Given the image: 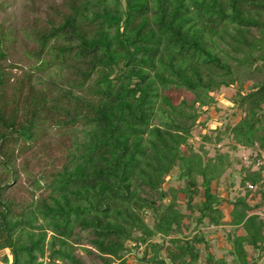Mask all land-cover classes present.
Instances as JSON below:
<instances>
[{"label":"trees","instance_id":"obj_1","mask_svg":"<svg viewBox=\"0 0 264 264\" xmlns=\"http://www.w3.org/2000/svg\"><path fill=\"white\" fill-rule=\"evenodd\" d=\"M53 11L58 18L33 32L37 55L48 48L56 69L47 88L31 86V107L21 120L0 109V146L10 132L32 140L46 118L69 126L73 137L61 167L49 179L33 180L45 195L16 211L3 198L7 184H0V262L85 264L81 246L93 264H124L126 242H150L142 258L167 264L159 258L162 245L149 240L189 227L191 212L179 208L182 194L198 212L197 225L206 218L229 227L231 260L209 254L210 264H258L264 256V218L257 213L264 209V164L255 167L259 151L264 154V0H62ZM4 84L0 67V92ZM221 88H235L228 100L238 119L204 131L202 140L219 143L229 135L234 146L208 156L189 140ZM236 145L256 150L253 163L242 162L243 193L229 199L212 183L236 161ZM175 169L185 186L165 189ZM197 177L202 191L194 202ZM164 198L169 202H158ZM169 241V264H196L204 234ZM149 245L154 253L147 257Z\"/></svg>","mask_w":264,"mask_h":264},{"label":"rangeland","instance_id":"obj_2","mask_svg":"<svg viewBox=\"0 0 264 264\" xmlns=\"http://www.w3.org/2000/svg\"><path fill=\"white\" fill-rule=\"evenodd\" d=\"M61 3L62 0H0V37L3 39V47L6 51V57L0 59V67L4 71L5 77V84L0 92V109L9 115H16L19 120L31 107V86L37 90L41 87L47 88L48 73L56 69L48 48L41 55H37L38 44L35 41L33 31L35 28L44 25L47 18L57 19L58 17L53 10L56 7L61 8ZM43 63L46 64L41 67ZM234 92L235 88H221L212 93L215 104L208 107L201 114L199 120H203V124H199L194 128L193 135L189 140L195 150L202 151L201 147L203 146L208 156L231 151L234 141L229 135L223 136L219 143H203L202 134L211 131L215 127L222 129L225 122H234L238 119L237 115L233 116L234 108L228 100ZM3 130L0 126V132ZM34 130L36 135L32 140H23L14 133H6L2 146H0V184H7L3 191V198L11 199L15 203L16 211L30 201L32 197L47 193L46 188H35L32 184L33 180L40 176L49 179L51 174L61 167L66 160L67 150L73 137L69 126L57 127L48 118L43 121L40 120ZM211 134L214 135V132ZM235 147L236 149H234L232 155L235 156L233 159L236 161L225 170L217 184L212 183L215 192L227 196L229 199H234L237 195L243 193V185L241 184L244 173L243 166L250 165L252 162L251 155L256 150L251 152L247 147H239L238 145ZM236 157L240 158L241 161L237 160ZM3 160L6 161V165L3 164ZM253 169L256 168L253 167ZM200 181L201 178L197 177L198 192L193 194L194 202L200 198L202 191L199 185ZM169 185L175 187L185 186L184 178L178 176L176 169L166 177L164 188L166 189ZM180 196L183 197L179 203L181 212L187 214L191 212L189 215H192L188 222L189 227L184 231L172 233L166 237L156 235L149 240L152 243L162 245L159 249V258L161 257L169 264L167 252V248L171 245L169 238L180 237V239H186L201 232L204 234V242L200 245L196 244L199 257L195 263L210 264L207 261L209 254L215 259L221 257L229 262L231 260L230 243L225 238V230L229 227L208 225L206 218L203 223L197 225L193 216L197 215L198 212L191 211L184 196L182 194ZM169 200L164 198L158 200V202L165 204ZM227 210L225 207V214H227ZM144 215L148 225L152 226L154 216L149 210L145 211ZM137 235L139 234L137 233ZM146 244L139 243V245L134 246L132 242H126L129 250L124 253V264H150L142 258ZM82 246L89 247L87 243H83ZM153 249L150 245L147 246V257L154 253ZM3 252H0V257ZM77 252L85 264H93V257L83 251L81 246L78 247ZM249 252L252 257L253 255L256 256L255 251L249 249ZM43 262L46 263L45 258ZM260 263L264 264V256L258 258V264ZM0 264L2 263L0 262Z\"/></svg>","mask_w":264,"mask_h":264},{"label":"built area","instance_id":"obj_3","mask_svg":"<svg viewBox=\"0 0 264 264\" xmlns=\"http://www.w3.org/2000/svg\"><path fill=\"white\" fill-rule=\"evenodd\" d=\"M262 164H264V154L263 152L259 151V158H257L256 162H255V167L261 166ZM248 187L250 189H255L257 188L256 184H248ZM261 217L264 218V210L258 211L257 212Z\"/></svg>","mask_w":264,"mask_h":264}]
</instances>
